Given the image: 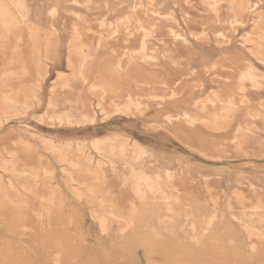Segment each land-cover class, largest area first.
<instances>
[{"label":"rangeland","instance_id":"rangeland-1","mask_svg":"<svg viewBox=\"0 0 264 264\" xmlns=\"http://www.w3.org/2000/svg\"><path fill=\"white\" fill-rule=\"evenodd\" d=\"M38 2L40 16L38 15L36 28L39 36H36L33 53V43L29 37L31 21L23 27L22 42L17 44L12 40L0 41V81L4 72H20L24 67L26 70L21 74L22 77L13 80L11 88H19L28 97H31V90L38 91L42 100L41 105L31 110L27 117L10 120L0 128V173H4L0 190L6 192L10 182V175L4 170V159L15 157L18 160L15 172L20 175L16 180L18 186L25 182L22 177L24 172L38 168L51 169L54 177L48 183L59 190L65 200V208L52 219L50 231L55 242L46 240V237L42 242V227L34 212L38 207L37 196L12 192L0 195L1 199L8 196L6 198L27 201L20 205L28 207L22 210L8 199L3 200L4 208L0 212V264H54L53 258L64 254V249L56 243L59 237L71 242L65 252L64 264H264V226L256 224L262 233L252 235L239 219L230 220L227 211L229 202L237 213L242 204L251 212L250 209L258 201L264 202V100L255 107L248 106L239 110L226 130L223 129L225 131L210 130L202 124H196L192 128L182 124L178 118L172 120L173 129L170 126L152 127L153 122L165 120L166 114L178 117L182 110L192 111L198 99L206 97L213 89L225 90V85L212 83L208 73L216 72L215 67L219 62L236 70L250 66L260 77V81L264 82V55L260 59L254 57L251 50L253 45L244 38L254 25L252 16L249 15L250 22L247 26L227 29L218 24L214 14L206 16L207 7L198 2L194 3V8H189L183 4V0H159L162 9L172 14V22L161 21L158 15L157 18L153 13L155 8L148 7L147 14L138 11L139 17L147 21V24H153V28L157 30L150 42L173 41L166 35L169 28L179 31L188 40L187 43L182 40L173 41L176 50L180 49L184 56L182 69L156 70L154 75L149 70L133 66L127 70L118 68L109 77L117 96L112 102L105 101L99 106L98 99L92 96L90 88L101 81L100 78L103 77L104 80L107 77L104 68L99 65L98 71H93L89 61L81 73L67 64L75 42L67 25L66 13L74 8V0ZM111 8L114 9L115 16H123L129 11V6H121L117 0H112ZM220 32L226 38H218L216 34ZM219 42H222L221 45ZM55 56L59 58L56 59ZM93 72H97V75L91 79ZM74 74L76 80H72L66 87H57L56 112L77 115L84 110L87 115H91L96 111V120L80 125L38 121L37 118L47 110L52 96L51 89L58 81V76L71 80L74 79ZM189 74L192 75L191 85H187L175 100L166 102L156 110L153 104L147 110V98L140 97L135 90L136 85H148L159 78L166 80L169 87L181 91V86L177 87L175 84ZM232 92L238 93L235 87ZM128 96L135 102L143 100L145 105L139 111L133 106L132 115L135 117L131 118L116 114L119 111L117 107L124 108ZM119 112L131 115L122 110ZM17 120L24 123L17 124ZM117 133L130 142L136 141V147L128 145V140L123 138H107ZM43 141H51L58 147L72 144L67 155L68 158L79 160L78 169H72L68 161L59 160ZM67 172L73 173L79 183L78 187L82 192L80 200L73 197L74 188L68 185ZM121 173H127L133 183L139 182L138 184L143 177L146 199L120 188ZM165 174L173 176L168 185L174 184L181 191V204L200 211L192 214L194 222L198 223L201 216L207 218L218 210V214L225 216L229 229L234 230L236 244L232 243V236L227 234L230 232H226L222 224L206 233L205 242L201 245L185 239L178 224L160 226L151 197H147V175ZM61 216L63 218L60 222L64 224H59ZM69 216L72 218L71 222L67 220ZM19 217L24 218L31 226L26 233ZM152 231L162 233L156 235ZM40 252L43 254L39 255Z\"/></svg>","mask_w":264,"mask_h":264},{"label":"bare ground","instance_id":"bare-ground-1","mask_svg":"<svg viewBox=\"0 0 264 264\" xmlns=\"http://www.w3.org/2000/svg\"><path fill=\"white\" fill-rule=\"evenodd\" d=\"M111 2L112 0H74L73 3L74 8L69 9L68 13H66L67 14L66 16L68 17L67 25L69 26L70 31L73 33V40L75 42V45L74 46L72 45L73 48L70 51L67 58L68 66L71 69H76L81 73H83V71L86 68V65L88 64L89 61H91L89 64L91 69H93V71L95 70L98 71L99 65H101V67H103L105 70V74L107 75V77L104 78V80L103 77L100 78L101 81H99L97 84L92 85L90 88V93L92 94V96L97 97L99 106L105 101H108L110 103L113 100H115V97L117 95L112 87L111 81H109V77H111L118 70V68L127 70L131 66H133L143 69L145 71L149 70L150 74L153 73L154 75L156 70L158 71L160 70L167 71L170 69L181 70L183 65L182 60L184 56L180 49L178 51L176 50L175 45H173V41L181 42L182 40L184 43L188 42V40L185 37H183L179 31L174 30L172 28L167 29L166 35L172 38L173 41L163 40L162 42L159 43L150 42V39L156 36L157 30L153 28V24H150V22H148L147 24L146 23L147 21L145 22L144 19H141L139 17L138 11H142L143 13L147 14L148 7L149 9L155 8L156 11H154L153 13L156 14V16L157 15L160 16L161 21L168 22L170 20L172 22L173 19L170 18L172 14L162 9L161 7L162 4L159 2V0H117V2L121 6L123 5L129 6L128 13L124 14L123 16H117V15L115 16L114 9L111 8ZM195 2L196 3L198 2V4L200 5L206 6L207 7V11L205 12L206 16H209L210 14H214L216 19L219 21L218 24L224 26L227 29H233V28L236 29L237 27L247 26L250 22L249 15H251L254 25L251 31L248 32L244 38L247 43L253 45V48L251 50L252 53L254 54V57L259 58L264 55V1L263 0H183V4L189 8H194L196 6L194 4ZM118 10L119 8L117 9V11ZM38 12H39L38 0H0V41L9 42L12 40L17 44L22 42L23 27L27 26L28 21H31V26L29 29V37L31 39V42L33 43L32 44V53H33L34 43L37 41L36 36H37L38 28L36 27H37L38 17L40 16ZM158 16L157 18H159ZM45 34H47V32ZM216 35L218 38L219 37L226 38V36L221 34V32L217 33ZM217 37H215V39H217ZM17 48L18 46L16 45L15 50H17ZM24 50L26 51V49ZM99 54H101L100 57ZM47 60L49 59L47 58ZM10 63H12V59L10 60ZM215 69L217 70L216 72L208 71L210 75V80L214 84L221 83L225 85V90L218 91L216 89H213L208 95H206V97L198 99V101L194 104L192 111L182 110L180 111L178 117H173L170 114H166L164 116L165 120H163L160 123L153 124L152 127L154 128H158V127L167 128L169 126L171 127L172 125H174L172 124V120L174 118H178L182 124L190 126L192 128L195 127L194 125L196 124H202L205 127H207V129L219 131L227 127V125L237 115L239 110L244 109L248 106L255 107L259 104L261 100H264V82L260 81V77L254 72L253 68H251L250 66H245V67L243 66L242 68L236 70L233 67L226 66L221 62H219L216 65ZM25 70L26 68L24 67L20 72L9 70L4 72L2 75L0 81L1 83L0 84V88H1L0 128L10 120L27 117V115L31 110L41 105L42 100H41V96L39 97L38 95V91L31 90L30 91L31 97H28L26 94H24V91L20 92L19 88L17 89H13L14 87L11 88L12 81L18 79L21 76V74L25 72ZM1 72L2 71H0V74ZM37 73L40 74V72ZM96 75L97 72H93L91 79L95 78ZM73 76L74 79L71 80L65 79L64 76L62 75L58 76L57 78L58 81L54 84V86L51 89L52 96L49 98L47 110L44 114L40 115L37 118L38 121L42 123L51 122L53 124L80 125L82 123H85L86 121L94 122L96 120V116H97L96 111H94L91 115H87L86 111L84 110L77 115L71 113L56 112L57 107L55 102V93L57 91V87L58 86L66 87L68 83H70L72 80H76L75 74ZM183 78L179 82H176L175 84V86L177 87L181 86L180 89L181 91H179L178 88L175 89L169 87L168 86L169 84L166 82V80L159 78L158 80L156 81L154 80L151 84L148 85L147 83L136 85L135 90L140 97L147 98V110L150 108V104H153L156 110L162 108L166 104V102L170 100H175L177 97H179L184 91L185 87L187 85H191V83L193 82L191 80L192 75L190 74L187 75L186 78L185 77ZM233 87H235V89L237 90L238 92L237 94L232 92ZM142 101L143 100H141V102H135L132 100L130 96H128L125 106L122 105L124 106V108L117 107V110L119 111L122 110L125 113L132 114V112H134L132 110L133 106L136 107V111H139L138 110L139 108L145 107ZM220 106L223 107L222 109L218 110ZM21 123L23 124L24 122L17 120V124L22 125ZM171 129L173 128L171 127ZM181 135L183 134L181 133ZM101 142L104 143L103 141ZM43 143L47 145L48 148H51L54 151L53 153L59 157V160L68 161L72 169H78L79 160L75 158H68L67 155L68 154L67 150H69L72 144L62 145L58 147V145H54L51 141H43ZM14 158L6 159V160L4 159V164L6 165V168L4 170L6 171L7 174L10 175V182L7 184L8 190L6 192L0 190V195L2 194L8 195L11 192L19 193V194L22 193L25 196L36 195L38 207L34 210V212L38 216V219L42 227V231L40 232L41 235L40 239L43 242L46 237V240L55 242V237H53L52 232L50 231V229L53 226L52 219L56 214L62 213V211L65 208V200L62 199V195L59 192V190L53 188L48 183L50 180L53 179L54 172H52L51 169L48 168H38L37 170L24 172L22 174V177L25 179V182L19 184L18 186L16 180L20 177V175L17 172H15L18 160ZM3 174L0 173V183H2L3 181ZM66 175H67L68 185H71L74 188L72 190L73 197H75L77 200H80L82 192L81 189L78 187L79 183L76 181L75 177L73 176V173L67 172ZM172 178L173 176L171 174H165L164 176L147 175V197H151L150 201H152L154 204L153 210H154V214L159 220V225L168 227L169 225H172V223H175V225L178 224L181 229V233H183L185 239L188 238L191 241L197 243V245L198 244L201 245L205 242L206 233L214 229V227L222 224L225 230H227L226 232H230L227 234H230L232 236L231 237L232 243L236 244L237 239L235 237L236 234L234 230L229 229L228 227L229 223H227L225 216L218 214L219 213L218 210L215 209L216 211L213 212L211 216L207 218L201 216L200 219L201 221L200 222L198 221V223L193 221L192 214L200 211L194 207L181 204L179 197L181 196L180 194L181 191L174 184L168 185L172 181ZM119 179H120V188L122 190L133 192L136 195V197L145 198V191L143 188V181H144L143 177L140 179V184H138L139 182L133 183L131 176H129L127 173H121ZM58 196L61 198H59ZM6 197L8 196H5L4 199L0 198V212L4 208L3 200L6 199H8L9 202L12 203L13 205H17L22 210L28 208L25 205L24 206L20 205L21 202L26 203L27 201H22V200L20 201ZM237 203L239 204V202ZM70 209L71 212L75 214L73 209L72 208ZM250 210L251 212H249L247 208L244 207L242 204V208L240 212L237 213V211L234 209L233 205L230 202L227 205V211L230 220L231 218L239 219L241 224L247 229V231H249L250 234L252 235L256 233L260 234L262 233L261 228H258L256 224L260 226H264V202L258 201L255 205L252 206ZM62 218L63 217L61 216L59 219V224H64L60 222ZM18 219H20L19 222L21 223L22 228L25 230L24 233H26L27 230L31 228L30 224H28L27 221L22 217H19ZM70 219L72 218H70L69 216V219H67L68 222H71ZM103 225L104 223H102V226ZM18 226L17 228H19ZM154 232L156 235H161L162 233L160 231H154ZM57 240L58 241L56 243H58V247H62V249H64V254H60L54 257L53 262L54 264H64L63 260L65 259V252L66 250H68V245H70L71 242L67 238L62 240L59 237V239ZM100 248L102 249V247ZM28 249L29 248H27V251ZM40 254L43 253L40 252L39 255ZM102 259L104 260V257H102Z\"/></svg>","mask_w":264,"mask_h":264},{"label":"crops","instance_id":"crops-1","mask_svg":"<svg viewBox=\"0 0 264 264\" xmlns=\"http://www.w3.org/2000/svg\"><path fill=\"white\" fill-rule=\"evenodd\" d=\"M211 81V80H210ZM212 82V81H211ZM117 115H123V116H125V117H128V118H131V117H135L134 115H129V114H127V115H125V114H121L120 112L119 113H117ZM115 116V115H114ZM155 123H159V122H153L152 123V125L153 124H155ZM114 135V136H113ZM111 137H107V138H109V139H120V138H123V139H125V140H127L128 138H126V137H123L121 134H113ZM115 137V138H114ZM136 141H133V142H129V139H128V145L130 144V145H133L132 147L133 148H135L136 147V145L135 144H137V142L135 143ZM135 143V144H134ZM143 148H145V149H147L144 145H143ZM146 153H147V151H146ZM111 202H113V201H111Z\"/></svg>","mask_w":264,"mask_h":264}]
</instances>
